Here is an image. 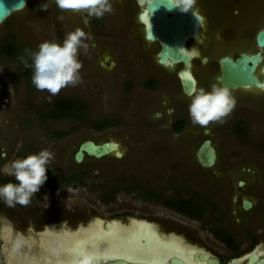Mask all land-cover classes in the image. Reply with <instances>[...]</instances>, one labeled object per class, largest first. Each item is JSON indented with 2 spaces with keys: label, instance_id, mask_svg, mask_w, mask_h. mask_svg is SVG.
<instances>
[{
  "label": "flooded vegetation",
  "instance_id": "obj_1",
  "mask_svg": "<svg viewBox=\"0 0 264 264\" xmlns=\"http://www.w3.org/2000/svg\"><path fill=\"white\" fill-rule=\"evenodd\" d=\"M149 1L111 0L113 12L101 19L89 18L87 24L84 23L86 14L80 12V28L91 36L84 41L89 45L87 51L81 48L84 64L89 65L86 70L93 66L100 68L96 74L111 83H118L122 78L115 72L118 64L116 45L128 44L137 55H145L146 68L140 69L136 78L133 74L138 71L137 67L126 69L129 77L122 83L128 96L126 103L142 108L138 114L126 116L128 124L125 128L119 127L123 118L92 120L85 114L87 104L81 100L86 109L80 117L54 119L41 113L56 98L39 102L30 97L28 90L22 98L17 97L20 93L16 75L20 72V76L30 80L33 73L25 72L27 67L21 57H25L30 65L28 52L35 51L23 46L5 22L10 17H14L16 23L40 20L37 29L45 35L47 23L57 12L65 24L74 29L67 19V13L73 11H61L53 0H47L49 8L43 14L41 5L46 0H30L24 9L0 24V69L3 73L0 74V185L15 182L4 172L11 161L42 149L54 153L46 172L48 178L29 206L8 208L0 201L1 233L4 234L6 228L13 238L17 233L23 234L24 241L18 252L44 248L45 253H49L57 244L61 249L69 250L82 239L109 243V232L118 228L126 230L125 236L133 233L141 246L152 242L167 247L165 255L158 259L150 254H140L138 249L135 256L130 250L124 260L104 259L93 264H264V132L249 131V124L256 117L264 121V110H261L264 92L257 88L244 90L242 95L231 91L235 106L222 118L223 123L211 122L207 127H201L191 123L188 114L190 97L183 88L185 72H189L195 81L194 88L203 85L205 90H210L216 73L213 65L219 71L218 58H235L248 48H255L254 36L247 34L248 30L254 31V26L246 27L243 17L241 24L239 18L243 12L238 6L239 0H197V20L194 22L197 31L185 42L187 49L194 53L190 55V66L180 62L170 71L156 61L160 48L158 41L147 36L152 22ZM212 5L222 6L217 9L219 17L213 19L208 15V6ZM42 35L36 37L39 42L64 39L62 35ZM105 44L110 46L112 55L104 53ZM11 61H16L17 66L11 65ZM137 92L138 98L131 99ZM33 122L61 126L51 129L48 144L37 149L31 143L27 145L20 141L21 132L27 129L25 125ZM9 124L13 125V136L10 131L3 132V127ZM83 124L94 130H112L104 138L84 137L75 141L74 147H68L67 141L80 136ZM162 128L169 130L170 138L149 142L147 132ZM29 130L33 128L29 126ZM187 134L194 140L190 153L180 148ZM134 136L141 140L140 144L131 143ZM219 141L223 145L222 155ZM85 142L107 143L112 148L98 158L83 150L81 160L77 161L76 153ZM203 144L212 151L210 164L199 159L198 150ZM83 186L95 188L99 195H86ZM43 192L49 196L41 194ZM96 200L108 203L109 210L99 211ZM69 238L72 241L66 244L64 241ZM30 240L33 243L28 244L26 241ZM33 261L22 264H38ZM44 262L41 264H46Z\"/></svg>",
  "mask_w": 264,
  "mask_h": 264
},
{
  "label": "rangeland",
  "instance_id": "obj_2",
  "mask_svg": "<svg viewBox=\"0 0 264 264\" xmlns=\"http://www.w3.org/2000/svg\"><path fill=\"white\" fill-rule=\"evenodd\" d=\"M238 6L240 7L241 12H243V15L239 18L241 24H242V17H243L246 27H252L256 25L259 19L261 18V14L264 9V0H239ZM219 8H222V6H219ZM219 8H217L214 5L208 6V15L211 19L215 17H219L218 15L220 14V11L217 10ZM47 10H42V13L43 14L46 13ZM57 14H59V12L53 13L51 22L47 23V25L49 24L50 29H49V26H48V31L46 28V32L43 33L45 35H42L40 32H38L37 27L40 26V20L34 21L36 22V24H34V22H32L31 20H27L25 22L19 21V23H16L14 21L15 18L10 17L5 22V25L12 28L13 33L15 34L16 37H18V39L21 41V44L23 46L27 48H31L34 51H37L39 44H41L42 42H39V39L36 37H39L41 35L42 36L52 35L54 37L56 35H62L65 38L68 32L74 31L75 28H78V27L80 28V23L82 20L80 18V12L67 13V19L69 23H72L74 25L75 27L74 29L70 27L69 25L65 24L60 14L59 15ZM44 26H46V24ZM247 34L248 35L252 34V36H254V31L250 32L248 30ZM46 40L47 39H44V41ZM63 40L56 41V43L62 44ZM206 47L207 46L204 45V48ZM103 49L106 55H112V51L109 45L105 44ZM131 50L133 51V48L128 44L116 45V48L114 50L116 53V55L115 54L114 55L118 57V61H117L118 64L116 66L115 72L120 76V78H122V80L118 79V83H111L108 79H105L104 77L96 74L95 72H98V69L100 71V68L97 69L96 67L94 68L93 66L92 68L90 67L91 70H86V67L89 65L84 64V57H85L83 53L84 51L80 49L78 59L82 62V65H83V67L80 69V76H81L80 83H78L75 86H68L62 89L60 93L56 96H50V94L47 91H38L32 84L31 79L28 80L20 76V72H19L18 73L19 76L16 75V78H15L16 85H18L17 87L20 93L19 95H17V97L19 99L22 98V95L24 96L25 91L28 90L30 91V95H31L30 97L32 99H36L39 102L41 101L43 103L53 100L54 98H57V97H70V98L78 99L87 104V110L85 114L92 120L100 121L107 117H118L120 119L123 118L124 121L120 123L119 127L125 128L128 124V122L126 123V116L136 115L142 109L141 106L129 105L130 103H126L127 101H125V99H127L128 96L125 90L122 88V83L125 82V80L127 79L126 77H129L126 75V69L128 70V69H131L132 67L134 68L137 67L138 71L133 74V77L136 78V75L138 76L140 69L146 68V60L144 59L145 55H142V56L137 55V52L133 51L134 54L132 56ZM139 56L142 58H140ZM98 59L101 60L100 57ZM16 64H17L16 61H11V65L17 66ZM213 66H214L213 71H216L217 73L218 70L215 68V65ZM0 74L3 75L1 69H0ZM202 81L203 82L205 81L204 77H202ZM192 86H193L192 87L193 89L194 84ZM200 88H204L203 85ZM138 94H139L138 92L136 94L134 93L133 95L134 97L130 95L131 99L134 98L133 100H135L136 98H138L137 97ZM261 110H264V108H262ZM68 125L71 127V123ZM86 125L88 124L81 125L82 133L76 140L74 139V140L67 141L68 142L67 144L70 145L68 147H71V148L74 147L76 145L75 141H78L80 138H84V137H91L94 139L104 138L106 135H109L110 134L109 132H111L112 130L111 128H108L106 130H94V129H90ZM29 126H31L33 130L30 131ZM58 126H61V125H58V124L55 125V124H50V123L43 124L41 122L40 123L33 122V124L28 123L27 125H25V129L26 128L27 129L26 130L23 129V132H21L20 141L23 143H26L27 145L31 143L37 149L44 148L45 144L47 145L48 142L50 141V133H49L50 130L56 129ZM0 130H2L1 122H0ZM4 131L6 132L10 131L12 136L15 134L12 124L4 126L3 132ZM249 131L256 132L259 134L264 132L263 118L260 119L259 117H256L254 122L249 124ZM147 136H148L149 142L156 140L157 138L166 140L170 138V132L166 128H162L157 131L147 132ZM132 139H134V141H132L131 143L134 145L141 143V140L138 139L137 136L136 137L134 136ZM129 141H127L128 144L130 143ZM193 144H194V140H193L192 135L187 134L185 136L183 144L180 145V148L182 149V151L190 153V149ZM124 147H126V143L124 144ZM218 147H219V153L222 155L223 145L220 141L218 142ZM192 156L190 154V159L193 161ZM158 163H160L159 160H158ZM149 164H152V163L150 162ZM157 169L158 167L154 168V172H156ZM183 173L184 175L186 174L185 172ZM183 179H185V177ZM81 188L83 189L86 195H91V196L99 195L96 191H94L95 188L93 189V187L88 188L87 186H83ZM80 191L82 190L80 189ZM41 194H43L44 196H49L48 193L43 192ZM96 202L97 203L95 204V206L99 211L105 212L109 210L107 208L109 206L108 203H103V202H100L99 200H96ZM2 229H4V227ZM5 230L6 231L4 234L1 233L3 230H0V262L1 263L22 264L25 262H32L34 260L36 263L40 264V263H45L44 261L49 260L50 259L49 256H52L49 253H45L46 251L44 250V248L42 249L39 248L36 250L34 249V251H32V248H31V250H26L27 252L17 251L13 253L11 251V244L7 245L9 247V250L5 246L6 243L4 244L6 240H10L11 238H13V236L8 229L5 228ZM11 242L12 241H10L9 243ZM29 242L31 243L32 241L30 240L28 241V243Z\"/></svg>",
  "mask_w": 264,
  "mask_h": 264
},
{
  "label": "clouds",
  "instance_id": "obj_3",
  "mask_svg": "<svg viewBox=\"0 0 264 264\" xmlns=\"http://www.w3.org/2000/svg\"><path fill=\"white\" fill-rule=\"evenodd\" d=\"M61 11L85 13L84 23L89 18L101 19L105 14L113 12L111 0H53ZM197 0H168L169 11L177 10L181 13H191L196 16L195 5ZM49 4L41 5V10H47ZM91 36L81 28L68 32L62 42L44 41L35 52H28L31 65L25 57L21 61L25 67H32L31 82L38 91H47L50 96H56L68 86H75L81 81L80 69L82 62L78 59L79 50L87 51L89 45L85 40ZM190 103L188 114L193 125L207 127L211 122L223 123L224 117L230 114L235 106V99L229 88L217 83L211 85L210 90L193 88L189 93ZM54 159V153L42 149L38 153L29 154L7 164L4 172L12 176L15 182L0 185V201L8 208L17 205L29 206L34 194L39 192L47 180L48 165ZM48 227V226H45ZM24 237L17 233L11 243V251L17 252L22 246ZM73 264H92L88 252L73 260Z\"/></svg>",
  "mask_w": 264,
  "mask_h": 264
},
{
  "label": "water",
  "instance_id": "obj_4",
  "mask_svg": "<svg viewBox=\"0 0 264 264\" xmlns=\"http://www.w3.org/2000/svg\"><path fill=\"white\" fill-rule=\"evenodd\" d=\"M30 0H0V24L12 14L24 9ZM168 0H150L151 24L147 30V36L158 41L160 48L156 53V61L168 70H174L177 64L183 62L190 66L192 50L187 49L186 38L194 35L197 20L191 13H181L177 10L169 11ZM175 14V15H174ZM196 30V31H195ZM255 48H248L247 52L239 56H221L218 58L219 71L214 75V83L225 86L235 93L257 88L264 92V10L261 18L254 25ZM190 51V52H189ZM206 59L203 58V61ZM195 83L189 72H185L183 81L184 91L189 94ZM203 144L198 150V156L202 163H212V151ZM112 148L107 143L95 145L93 142L83 143L76 153V160L82 158V151L89 155L101 157L106 155ZM1 264V262H0Z\"/></svg>",
  "mask_w": 264,
  "mask_h": 264
},
{
  "label": "bare ground",
  "instance_id": "obj_5",
  "mask_svg": "<svg viewBox=\"0 0 264 264\" xmlns=\"http://www.w3.org/2000/svg\"><path fill=\"white\" fill-rule=\"evenodd\" d=\"M262 15V14H261ZM191 73V72H190ZM257 98V97H255ZM117 228L119 226H116ZM115 228V227H114ZM53 231V230H52ZM125 232L126 230L121 231L120 228L112 230L111 232H109L110 237H109V243H107L108 241H103V240H97V241H92V244L95 246V250L97 252H99L101 255H116V254H129L130 250H133L130 254H132L133 256H135V250H141L140 254H150L151 256H153L154 259H158L161 258L162 254L163 256L165 255V252L167 250V247L164 246L162 248V246H159L157 244L153 245L154 243L150 242L148 244H146L147 246H141L140 243L137 241V237L134 236L133 233H129L131 234L130 236H125ZM90 233V232H89ZM93 234V233H92ZM108 234V236H109ZM133 234V235H132ZM69 236V235H68ZM89 236V235H88ZM97 236V235H96ZM100 236V235H99ZM54 237V236H53ZM73 237V236H72ZM102 237V236H100ZM64 238V237H63ZM68 238V237H67ZM71 238V236H70ZM69 238L68 241H64L66 244L70 243L72 240ZM108 238V237H107ZM51 239V238H50ZM81 238H79L80 240ZM98 239V238H96ZM61 240V238H60ZM58 240V241H60ZM12 240L6 241L4 242L5 246L8 248L7 246L8 244ZM70 241V242H69ZM28 242V241H26ZM56 242V241H54ZM75 242V241H74ZM57 243V242H56ZM125 243V244H123ZM30 244V243H28ZM76 244V242H75ZM173 244V243H172ZM41 245V244H40ZM58 245V244H57ZM54 245L52 248H50L49 250V254L56 257H59L61 260H69L70 259V252L67 249H61L60 248V244L57 246ZM31 246V245H30ZM62 246V245H61ZM66 246V245H65ZM68 247V246H67ZM73 247V246H72ZM169 247V246H168ZM25 248V247H24ZM74 248V247H73ZM173 248V247H172ZM26 250V249H25ZM70 250V249H69ZM171 251V250H170ZM188 252V251H187ZM186 254V253H185ZM191 255V254H190ZM128 256V255H127ZM51 257V256H49ZM53 257V259H54ZM52 258V257H51ZM189 258V257H188ZM51 260V259H50ZM192 260V259H191ZM48 261V260H47ZM34 262V261H33ZM41 264V263H40Z\"/></svg>",
  "mask_w": 264,
  "mask_h": 264
},
{
  "label": "trees",
  "instance_id": "obj_6",
  "mask_svg": "<svg viewBox=\"0 0 264 264\" xmlns=\"http://www.w3.org/2000/svg\"><path fill=\"white\" fill-rule=\"evenodd\" d=\"M31 65V64H30ZM32 67H27L25 69L26 73L32 72ZM86 109V105L80 102L77 99L70 98V97H58L56 98L51 106L44 110L41 115L45 116V114L51 118L59 119L63 117H80ZM236 131H241L242 129L236 128Z\"/></svg>",
  "mask_w": 264,
  "mask_h": 264
},
{
  "label": "snow or ice",
  "instance_id": "obj_7",
  "mask_svg": "<svg viewBox=\"0 0 264 264\" xmlns=\"http://www.w3.org/2000/svg\"><path fill=\"white\" fill-rule=\"evenodd\" d=\"M70 252V259L69 260H61L59 257L46 261V264H73V260L79 258L83 253L88 252L91 256L92 264L94 261L97 260H124L127 258L125 254H116V255H109L104 256L101 255L99 252L95 250V246L92 244L91 240L82 239L78 241L76 247L68 250Z\"/></svg>",
  "mask_w": 264,
  "mask_h": 264
}]
</instances>
